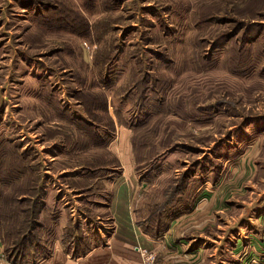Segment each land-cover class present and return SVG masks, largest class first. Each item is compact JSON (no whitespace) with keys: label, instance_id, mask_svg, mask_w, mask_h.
Masks as SVG:
<instances>
[{"label":"rangeland","instance_id":"374dc122","mask_svg":"<svg viewBox=\"0 0 264 264\" xmlns=\"http://www.w3.org/2000/svg\"><path fill=\"white\" fill-rule=\"evenodd\" d=\"M114 120L132 130L125 147L150 155L134 152L129 186L109 189L124 168ZM116 195L154 264L261 260L251 245L264 242V0H0L6 252L50 254L59 226L84 231ZM192 234L195 260L162 248Z\"/></svg>","mask_w":264,"mask_h":264},{"label":"crops","instance_id":"0c3cea01","mask_svg":"<svg viewBox=\"0 0 264 264\" xmlns=\"http://www.w3.org/2000/svg\"><path fill=\"white\" fill-rule=\"evenodd\" d=\"M111 109L110 112L112 111ZM59 119L62 120L61 122L65 121L68 123L67 128L69 130H72L74 128L76 129L77 125H80V123H78L77 121H74V125H71V123L73 122H69V119L67 118H65L66 120H63L62 118ZM114 123L116 132L113 136L116 137L117 142H115L114 146L111 147V152L114 154L113 156L119 158L121 165L124 168L122 166L115 168V171L121 170L122 168L123 169L122 171H119V175L115 174V177L113 176L112 179L114 180L109 181H112L111 183H107L109 189H112L115 186L123 185L124 183L128 185L129 181L127 180H129V178H127V176L129 177V173L131 174V176H133V170L137 163L134 158V152L130 151L128 147H125L124 144L126 142L122 141L125 138L128 139V137L130 139L131 133L129 132H132V130L125 131L123 129V126H120L116 121ZM71 126H73L74 128H71ZM99 146L101 147V145ZM125 159L130 161V164H128L129 167L125 166ZM72 170L73 169L63 168L62 172H65L66 176H73L70 173V171ZM123 176H126V179L117 181ZM112 200L113 206H109V208L111 209L109 215L107 214V216L105 217L96 218L98 221L92 219V221H90L89 223V226L85 228L84 231H82L81 228H76L73 230L72 235H69L67 231L63 234L65 224L63 225V227L59 226L57 228V238L52 243L50 254L38 257L31 261H27L26 258L23 259L24 261L19 259L15 260V257L11 256L10 252H6L5 245L0 235V264H142L141 256L135 250V247L139 246L140 243V233L139 226H136V223H134L136 222V216L132 212V204L130 206H123L127 199L122 195L113 196ZM103 202L108 203V200L103 199ZM121 203L122 207L119 206ZM193 214L194 213L192 212L184 218L189 220L188 218H193ZM58 216H61V220H64L65 218V215H59V213ZM71 217H74L73 214L70 217L67 216L66 220L69 218L71 219ZM179 221L180 219L178 218L174 223L176 224V222ZM250 223L251 222L248 223L249 226H251ZM67 237L69 238L67 239ZM198 237L199 236L192 234L188 239L190 242L178 244L176 241V237L174 236V244L170 243L169 245H162V248L168 251L169 249H173L176 250V252H178L179 248H185L186 254L183 255L184 260H195L197 257H199V254L201 252V248H198L195 245ZM75 238H78L79 240H75ZM239 246L240 245L237 242V245L234 247V249H237ZM251 246H253L252 249L254 251L257 249H259L260 251L259 259L261 260L258 262L255 260L257 264H264V254H262L264 253V242L259 243L258 246ZM81 249L82 251H80ZM242 251L243 258L245 253H248L250 249L248 246H245L243 247ZM74 252H79V254H74ZM239 260H236L235 263L243 264V261Z\"/></svg>","mask_w":264,"mask_h":264},{"label":"trees","instance_id":"16d2710c","mask_svg":"<svg viewBox=\"0 0 264 264\" xmlns=\"http://www.w3.org/2000/svg\"><path fill=\"white\" fill-rule=\"evenodd\" d=\"M113 125V124H112ZM114 126V125H113ZM113 126H111L110 128H112ZM77 127L79 128V130L81 131V134H83L84 135V140L86 139L87 140V138L89 137V136H86L85 135V132L83 131V130H86V129H83L82 130V125L80 124V125H77ZM93 140V139H92ZM136 140V138L134 139V141ZM99 145H101V144H99ZM134 152H135V154L137 155V157H139L140 155L141 156H144V155H147V154H149V153H147L144 149H139V148H136L135 147V149H134ZM150 155V154H149ZM27 233H25V234H23V236L24 235H26ZM29 242H26L24 239L23 240H20V242H19V244L17 243V244H15V245H13L14 247H16V249H15V251H18V250H23V247H25L26 246V244H28ZM15 255V254H14ZM25 258V257H24ZM16 260H18V259H16Z\"/></svg>","mask_w":264,"mask_h":264},{"label":"built area","instance_id":"2783aa9c","mask_svg":"<svg viewBox=\"0 0 264 264\" xmlns=\"http://www.w3.org/2000/svg\"><path fill=\"white\" fill-rule=\"evenodd\" d=\"M135 250L141 255L142 264H154L155 255L153 252H151L145 248H142L140 246H136Z\"/></svg>","mask_w":264,"mask_h":264}]
</instances>
